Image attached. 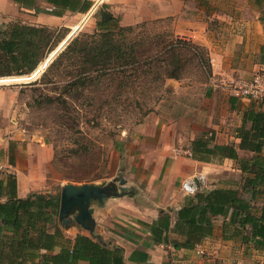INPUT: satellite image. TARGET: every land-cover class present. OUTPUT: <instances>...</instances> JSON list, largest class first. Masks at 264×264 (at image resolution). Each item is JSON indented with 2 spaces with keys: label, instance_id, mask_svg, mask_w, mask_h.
Instances as JSON below:
<instances>
[{
  "label": "rangeland",
  "instance_id": "374dc122",
  "mask_svg": "<svg viewBox=\"0 0 264 264\" xmlns=\"http://www.w3.org/2000/svg\"><path fill=\"white\" fill-rule=\"evenodd\" d=\"M92 2L96 5L82 26L78 23L84 16L73 13H66L60 26H47L52 38L59 41L62 37L57 46L71 36L69 42L76 36L86 39L106 13L114 19L111 28L122 45L125 61H112L99 75L93 72L88 78L76 75L80 57L69 53L48 70L50 64L44 67L45 58L44 64L29 74L0 76V88L16 93L15 100L10 99L13 106L0 112V172H13L21 181L27 176L40 192L59 196L62 185L70 181L65 177L100 175L97 182L117 178L121 175L120 153H145L152 159L163 156L154 149L163 142L161 127L189 129L195 123L222 120L225 90L221 87L231 92L235 82L264 72V24L261 33L253 23L248 31L233 25V14H252L258 19L264 16V7L259 8L252 0ZM22 12L26 13L14 7L8 12L11 20L0 18V38L10 24L29 19ZM121 26L132 29L119 31ZM212 79L218 85L214 98L204 93ZM245 103L238 101L236 107L245 108ZM149 126L156 128L151 136L146 135ZM8 157L13 158V165ZM205 166L207 177L200 179L201 185L241 189L243 179L234 162ZM136 223L138 227L125 225V239L137 244L146 227L138 220ZM112 226L105 221L99 227L103 239L113 235L109 234ZM115 228L124 231L122 225ZM79 231L89 235L85 229ZM95 232L99 233L96 228ZM249 252L254 254L251 264H264L252 248ZM168 256L169 264H176V257Z\"/></svg>",
  "mask_w": 264,
  "mask_h": 264
},
{
  "label": "trees",
  "instance_id": "16d2710c",
  "mask_svg": "<svg viewBox=\"0 0 264 264\" xmlns=\"http://www.w3.org/2000/svg\"><path fill=\"white\" fill-rule=\"evenodd\" d=\"M13 1L19 7H33L36 12L41 10L37 0ZM44 1L50 7L43 11L56 16H62L66 11L83 14L93 5L92 0ZM252 1L259 8L264 7V0ZM259 20L264 24V16ZM113 21L112 17L102 15L96 22L94 33L86 34V39L74 37L46 70L69 53L80 57L76 75L88 78L93 72L99 75L112 61H125L122 45L111 28L115 24ZM125 29L132 28L119 27V31ZM61 39L55 41L44 25L10 24L0 38V76L31 73L38 64L37 68L44 64L46 60H42L52 53ZM192 49L196 52L195 47ZM176 75L170 77L177 78ZM238 101L243 103L229 97L230 108L241 117L234 130L238 141L218 144L212 143V136H201L190 142V152L191 157L199 161L231 159L243 179L241 189H196L194 194L186 196L184 204L175 212L172 227L168 211L151 222L138 220L154 243L169 245L176 250L193 248L212 235L213 220L221 216L222 238L238 240L245 249L264 250V95L260 100H247L244 109L236 107ZM8 162L13 165V158L8 157ZM99 178L100 175L65 177L77 183ZM58 208L59 196L56 194L30 192L19 197L15 174L0 172V264H79L81 261L86 264H126L120 246H108L84 233H76L73 237L65 235L58 224ZM170 232L176 236L171 237Z\"/></svg>",
  "mask_w": 264,
  "mask_h": 264
},
{
  "label": "crops",
  "instance_id": "0c3cea01",
  "mask_svg": "<svg viewBox=\"0 0 264 264\" xmlns=\"http://www.w3.org/2000/svg\"><path fill=\"white\" fill-rule=\"evenodd\" d=\"M37 6L41 10L36 12L33 7H19L13 0H0V18H4L5 21L11 20L13 17L8 12L16 7L26 11V13L22 12V14L29 17L28 20L21 18V22L31 25L56 27L61 25L66 13H73L66 11L62 16L49 14L43 11L44 8L50 7L44 0H37ZM251 12L255 11L252 10ZM73 14L76 16L82 15V13ZM233 15V20H235L233 25H235L236 29L243 31L245 28L248 31L253 23V26L258 28L257 32L261 33V26L263 24L257 16H251L252 14H248L247 16L243 14ZM216 87L218 85L212 79L211 84H209V87L204 92L205 95L210 94L213 98L217 96ZM221 88L225 90L221 98V107L225 110L222 120L211 119L206 125L195 123L189 129L185 127L181 128V126L172 128L170 126L161 127L160 137L163 139V142L161 146L157 145L154 149L156 153H161L163 156H159L158 154L157 158L154 159L145 153L127 156L122 153L119 154L120 176L126 179L129 191L126 195L108 198L102 208H95L93 217L96 222L95 228L101 237L102 232H100L99 227L101 228L102 225H105V221L109 222L111 226L113 225L111 230L113 232H109V234L113 235L109 236L106 234L107 237L105 239L102 237L101 239L108 246H120L126 264H169L168 254L171 257H176V264H251L250 260L254 254L248 253L249 248L245 249L239 241V243H234L235 239L222 238L223 217L221 216H216L213 220L214 228L212 235L204 238L193 248L176 250L169 245L156 244L150 239L147 229L140 232L144 237L137 244L134 242L135 240L130 241L125 239L126 224L138 227L137 220L151 222L164 211L170 213V226L172 227L175 220V212L184 204L186 196L190 195L186 193L182 187V183L189 178H194L200 183L199 188H208L205 185H201L200 182V179L204 180L207 177L206 171L208 167L205 165L216 163L219 166L220 162H233L231 159L218 160L216 158L211 162L199 161L184 154L183 151H178L180 148H182L181 150L190 149V140L201 136H211L210 132H212V143L225 144L236 143L238 141L234 137V130L240 124L241 117L236 110L230 108L229 97H232L235 101L239 99L234 97L228 88L223 86ZM15 97V91L10 92L8 89L0 88V112L10 109L13 106V101L10 99L15 100ZM242 109L244 108L242 107ZM217 111L218 109H216ZM154 129H156L155 126L154 128H150L149 126L146 135L151 136ZM228 129L233 131L223 134ZM205 130L206 132H203ZM40 149L42 148H39V151ZM169 149L173 153H170ZM167 158L168 161L164 165ZM152 160L155 162L154 164L150 163ZM125 169H127L126 172ZM20 181V178L17 177V195L19 197H24L30 192H40L33 188L34 183L29 177L26 176L25 180L22 179ZM116 224L122 225L124 231L118 230L117 232V228H115ZM68 230L73 232V234L64 233L69 237H73L76 233H82L76 228ZM170 236L175 237L176 235L170 232ZM253 250V253L257 254L256 258L262 259L264 262V250ZM79 264L86 263L81 261Z\"/></svg>",
  "mask_w": 264,
  "mask_h": 264
},
{
  "label": "water",
  "instance_id": "95a60500",
  "mask_svg": "<svg viewBox=\"0 0 264 264\" xmlns=\"http://www.w3.org/2000/svg\"><path fill=\"white\" fill-rule=\"evenodd\" d=\"M104 18H108L109 14L103 13ZM72 36L63 44L57 46L55 52L46 57V68L69 43ZM196 189L200 187V183L193 178ZM127 181L123 176L112 179L108 182L91 181V182H66L62 185L59 195L58 223L61 228L68 230L70 228L85 229L89 236L96 240H101L103 244H107L101 239L100 234L95 232L96 222L93 217L95 208H102L108 198L126 195L129 191L126 185ZM110 244V242H109Z\"/></svg>",
  "mask_w": 264,
  "mask_h": 264
},
{
  "label": "built area",
  "instance_id": "2783aa9c",
  "mask_svg": "<svg viewBox=\"0 0 264 264\" xmlns=\"http://www.w3.org/2000/svg\"><path fill=\"white\" fill-rule=\"evenodd\" d=\"M231 93L234 97L242 100L243 102H248L247 100H260L264 95V72L254 74L249 80L235 82L231 88ZM178 151L182 152L188 156H191L190 149ZM182 187L187 194H194L196 187L193 178H189L182 183Z\"/></svg>",
  "mask_w": 264,
  "mask_h": 264
},
{
  "label": "bare ground",
  "instance_id": "6f19581e",
  "mask_svg": "<svg viewBox=\"0 0 264 264\" xmlns=\"http://www.w3.org/2000/svg\"><path fill=\"white\" fill-rule=\"evenodd\" d=\"M97 2H98V1H97ZM95 5H96V3H94V4L89 8V10H88L87 12H85V13L82 14V15L84 16V18H83L81 21H79V23H78V27H79V26H82V22H84L85 19H86V17L92 12V10L94 9ZM77 29H78V28H77Z\"/></svg>",
  "mask_w": 264,
  "mask_h": 264
}]
</instances>
